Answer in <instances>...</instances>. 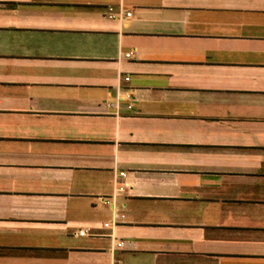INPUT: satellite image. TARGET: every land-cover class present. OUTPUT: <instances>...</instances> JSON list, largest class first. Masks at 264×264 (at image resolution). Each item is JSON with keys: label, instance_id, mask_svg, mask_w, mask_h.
<instances>
[{"label": "crops", "instance_id": "crops-1", "mask_svg": "<svg viewBox=\"0 0 264 264\" xmlns=\"http://www.w3.org/2000/svg\"><path fill=\"white\" fill-rule=\"evenodd\" d=\"M0 264H264V0H0Z\"/></svg>", "mask_w": 264, "mask_h": 264}, {"label": "built area", "instance_id": "built-area-1", "mask_svg": "<svg viewBox=\"0 0 264 264\" xmlns=\"http://www.w3.org/2000/svg\"><path fill=\"white\" fill-rule=\"evenodd\" d=\"M130 16H131V14L128 15V17H130Z\"/></svg>", "mask_w": 264, "mask_h": 264}]
</instances>
